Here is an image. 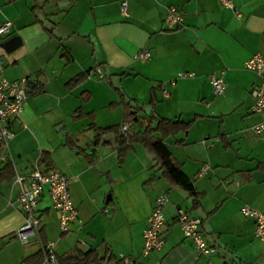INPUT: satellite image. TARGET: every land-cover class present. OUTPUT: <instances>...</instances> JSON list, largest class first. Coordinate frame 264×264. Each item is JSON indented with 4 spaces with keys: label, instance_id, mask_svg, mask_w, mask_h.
<instances>
[{
    "label": "crops",
    "instance_id": "obj_1",
    "mask_svg": "<svg viewBox=\"0 0 264 264\" xmlns=\"http://www.w3.org/2000/svg\"><path fill=\"white\" fill-rule=\"evenodd\" d=\"M59 1L70 3L0 0V22L12 23L0 43L14 35L21 39L12 52L0 46L2 76L31 80L22 113L9 122L14 135L0 167V264H44L41 243L47 241L56 256L84 244L105 258L103 264H117L120 253L138 264H204L207 259L211 264H264V239L254 236L253 219L239 211L242 205L264 211V134L252 132L259 117L250 110L260 77L243 66L253 54L264 55V0H233L232 8L218 0H128L125 12L120 0ZM169 6L183 16L178 28L163 25ZM141 50L151 57L137 59ZM96 67L104 78L92 74L68 85ZM179 72L192 76L177 77ZM107 73L121 75V90L104 82ZM210 74L225 82L216 102L210 100L215 96ZM116 89L145 114L153 108L155 117L193 120L187 132L164 143L191 179L197 200L162 175L142 143H135L121 163L109 140L94 143L92 125L105 128L124 119ZM229 94H234L230 109ZM113 105L118 110L112 118H99V110ZM142 125L139 119L132 130ZM42 154L69 178L77 214L61 232L44 189L35 207L38 237L21 244L15 233L24 213L14 177L27 175L36 164L47 166ZM160 195L168 198L165 243L141 256L142 231ZM179 209L201 219L204 239L216 248L209 258L183 235L175 221Z\"/></svg>",
    "mask_w": 264,
    "mask_h": 264
},
{
    "label": "built area",
    "instance_id": "obj_2",
    "mask_svg": "<svg viewBox=\"0 0 264 264\" xmlns=\"http://www.w3.org/2000/svg\"><path fill=\"white\" fill-rule=\"evenodd\" d=\"M219 3L226 7H233V0H218ZM128 0H120L122 12L127 9ZM183 21L181 12L175 6H169L162 22L166 29L178 28ZM12 23L8 20L0 22V38L11 32ZM139 60H147L151 53L146 50L139 51L136 56ZM243 66L246 70L254 72L260 77V82L254 90V101L250 107L251 113L259 117L251 130L254 134H264V55L255 53L244 61ZM3 65L0 60V167L7 160L6 147L7 142L14 135L9 128V122L20 116L23 111L24 103L27 99V85L31 81L29 76L22 77L18 80H10L2 76ZM94 74L97 78H104L101 68H93L87 71V76ZM192 76V73L179 72L177 77ZM175 80H171L173 85ZM208 81L212 93L221 95L225 89V82L221 76L210 74ZM169 94L168 90H163L164 97ZM129 129L127 123H123L122 131ZM14 184L18 186L16 199L20 204L24 219L22 225L16 230L15 236L21 244H27L33 237H38L40 219L36 215L35 207L43 193L44 189L52 200V208L55 210L58 225L61 232H66L71 222L76 218V208L69 193V178L62 174L55 167L42 166L36 164L27 175L16 174ZM168 202L165 195L156 197L152 206L147 225L142 231L141 256H146L149 252L159 250L165 243L166 223L164 218V207ZM240 214L246 218L253 219L255 223L254 236L264 239V211L255 210L247 205L240 207ZM183 235L190 238L197 252L209 258L216 252V248L210 245L204 239L201 233V219L190 215L187 211L179 209L175 216ZM44 253V264H55L56 253L52 242L41 243ZM117 264H138L136 258L119 254ZM204 264H211L207 259Z\"/></svg>",
    "mask_w": 264,
    "mask_h": 264
},
{
    "label": "trees",
    "instance_id": "obj_3",
    "mask_svg": "<svg viewBox=\"0 0 264 264\" xmlns=\"http://www.w3.org/2000/svg\"><path fill=\"white\" fill-rule=\"evenodd\" d=\"M59 1V0H58ZM88 71V70H87ZM87 71L83 74L73 77L68 82L69 86H74L84 80ZM37 83H35V86ZM118 95V102L124 110V119L120 124L112 125L109 127L101 128L92 125L95 131L94 143L104 142L102 137L107 133H112L115 136V147L118 155V162L121 163L125 154L130 151L135 143H142L144 147L152 152L155 156L157 163L162 170V175L168 179L172 185L179 186L186 190L190 196L197 200L198 193L195 191L191 179L183 172L178 162L174 159L168 148L166 147L164 140L168 137L176 135L178 132H187L191 126L193 120L184 122L180 120H171L161 117H155L153 108L150 113H144L141 106L131 104L130 100H127L124 94L116 89ZM154 99L151 98L149 105H153ZM132 109V110H131ZM143 112L141 117L136 113ZM141 120L142 129L132 130L133 120ZM155 121V123H154ZM123 123H127L129 129L122 131ZM47 167H50V163L47 160V154H42L41 159ZM43 243V242H42ZM45 243V242H44ZM103 257H100L98 253L91 249L88 252L80 251L74 248L73 251L65 253L60 256H56L57 264H103Z\"/></svg>",
    "mask_w": 264,
    "mask_h": 264
},
{
    "label": "rangeland",
    "instance_id": "obj_4",
    "mask_svg": "<svg viewBox=\"0 0 264 264\" xmlns=\"http://www.w3.org/2000/svg\"><path fill=\"white\" fill-rule=\"evenodd\" d=\"M52 17V16H51ZM103 74H104V72H103ZM92 77V74L91 75H89V76H87V77H85L84 78V80H86V79H89V78H91ZM123 78L121 77V75H118V76H116V75H111L110 73H107V79H106V81L104 80V82L106 83V84H110V81L115 85V87L116 88H118V89H122L121 88V84H120V81L122 80ZM83 80V81H84ZM82 82V81H81ZM245 93L243 92V91H239V95L240 96H242V98L243 97H245V95H244ZM234 97V94H229V96H228V109H230L229 107V105H230V101H232V99H234L233 98ZM220 98V95H215V96H213L212 98H210V100L211 101H214V102H216L218 99ZM247 100H246V103H248V101H250L251 100V95H249V94H247ZM118 106L117 105H113V106H111V107H109V108H106V109H104V110H99L98 111V116H99V118L100 117H103V114L104 115H106V114H110V116H111V118H112V116H114L115 114H116V111L118 110V108H117ZM229 112V111H228ZM79 120V119H78ZM138 121H136V120H133L131 123L135 126V124L137 123Z\"/></svg>",
    "mask_w": 264,
    "mask_h": 264
},
{
    "label": "water",
    "instance_id": "obj_5",
    "mask_svg": "<svg viewBox=\"0 0 264 264\" xmlns=\"http://www.w3.org/2000/svg\"><path fill=\"white\" fill-rule=\"evenodd\" d=\"M70 2L69 1H58L57 5L58 7H64L65 5H68ZM21 45V39L19 36L14 35L9 37L8 39L2 41L0 43V46L7 52H12L13 50L17 49L19 46ZM29 89H27V92L29 93ZM109 140V142L115 146V136L112 133H107L106 135H104L102 137V141L107 142ZM79 250L81 251H88V249H85V245L84 244H80L79 245Z\"/></svg>",
    "mask_w": 264,
    "mask_h": 264
}]
</instances>
